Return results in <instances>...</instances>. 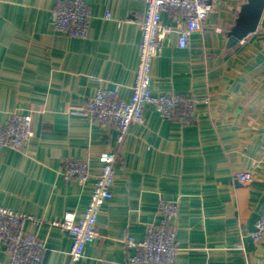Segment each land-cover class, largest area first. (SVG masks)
I'll use <instances>...</instances> for the list:
<instances>
[{"label":"crops","instance_id":"0c3cea01","mask_svg":"<svg viewBox=\"0 0 264 264\" xmlns=\"http://www.w3.org/2000/svg\"><path fill=\"white\" fill-rule=\"evenodd\" d=\"M64 1L0 0V127L12 112H30L34 133L22 150L0 148V205L46 224L81 216L99 155L117 147V130L84 109L98 89L130 100L145 13L140 1L82 0L92 18L88 37L74 39L50 23ZM208 1L202 30L185 48L177 33L166 34L151 66L154 94L197 99L196 124L144 107L120 147L99 237L75 264H129L135 250L126 240L145 238L160 199L178 203L176 264H264V239L249 237L264 213V4L256 28L231 42L248 0ZM161 23L179 28L184 20L169 10ZM70 158L88 160L86 181L60 175ZM242 173L251 182H240ZM46 224L25 226L45 243L41 264H70L68 233ZM0 264H13L1 245Z\"/></svg>","mask_w":264,"mask_h":264},{"label":"built area","instance_id":"2783aa9c","mask_svg":"<svg viewBox=\"0 0 264 264\" xmlns=\"http://www.w3.org/2000/svg\"><path fill=\"white\" fill-rule=\"evenodd\" d=\"M145 4L144 18L140 22L141 42L138 52V65L131 98L123 101L117 89H98L87 102L85 113L91 122L106 123L117 130V147L99 155L100 173L94 177L89 201L79 218L72 214L62 221L44 223L30 215H23L0 205V245L10 256L13 264H41L46 251L44 241L37 235L28 233L27 222L36 225L46 224L50 228H60L68 233L70 264L80 261L85 255L86 246L99 235L96 229L101 208L112 198V186L115 182V163L119 151L130 127L142 123L145 106L154 107L160 115L182 125H194L197 122V99L188 94H154L151 89L152 61L158 54L164 37L168 33L178 34L179 48L188 45L190 36L202 30L203 23L211 10L208 0H134ZM169 10L180 11L184 20L182 27H171L161 23V14ZM106 17L110 18L109 12ZM92 16L82 0H67L60 3L50 13L53 29L61 35L84 40L88 37ZM34 136L32 115L30 112L14 111L4 125L0 127V148L24 149ZM60 175L65 180L86 181L89 176L87 159H66ZM242 183L251 182L247 173L238 175ZM157 213L159 221L146 226L145 238L135 243L126 240V246L134 249L129 264H176L178 248L176 232L172 222L177 217L178 203L160 199ZM251 241L260 243L264 239V213L258 218L255 227L249 233Z\"/></svg>","mask_w":264,"mask_h":264},{"label":"water","instance_id":"95a60500","mask_svg":"<svg viewBox=\"0 0 264 264\" xmlns=\"http://www.w3.org/2000/svg\"><path fill=\"white\" fill-rule=\"evenodd\" d=\"M263 4L264 0H248V4L242 7L236 28L229 38L231 42L239 40L256 28L262 13Z\"/></svg>","mask_w":264,"mask_h":264}]
</instances>
